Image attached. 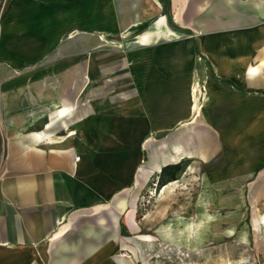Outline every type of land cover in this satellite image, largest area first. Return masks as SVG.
Instances as JSON below:
<instances>
[{
	"label": "crops",
	"instance_id": "0c3cea01",
	"mask_svg": "<svg viewBox=\"0 0 264 264\" xmlns=\"http://www.w3.org/2000/svg\"><path fill=\"white\" fill-rule=\"evenodd\" d=\"M261 177L264 0H0V264H160Z\"/></svg>",
	"mask_w": 264,
	"mask_h": 264
},
{
	"label": "rangeland",
	"instance_id": "374dc122",
	"mask_svg": "<svg viewBox=\"0 0 264 264\" xmlns=\"http://www.w3.org/2000/svg\"><path fill=\"white\" fill-rule=\"evenodd\" d=\"M157 191L154 186L148 193L147 206ZM246 199L245 206L222 208L216 215L207 207L200 223L199 208L192 207L191 221L176 229L179 238L159 255L160 264H264V190H250Z\"/></svg>",
	"mask_w": 264,
	"mask_h": 264
},
{
	"label": "trees",
	"instance_id": "16d2710c",
	"mask_svg": "<svg viewBox=\"0 0 264 264\" xmlns=\"http://www.w3.org/2000/svg\"><path fill=\"white\" fill-rule=\"evenodd\" d=\"M182 167V163L170 164L163 167L159 175V180L156 183L157 189H161L167 183L176 180L177 175L181 171Z\"/></svg>",
	"mask_w": 264,
	"mask_h": 264
},
{
	"label": "bare ground",
	"instance_id": "6f19581e",
	"mask_svg": "<svg viewBox=\"0 0 264 264\" xmlns=\"http://www.w3.org/2000/svg\"><path fill=\"white\" fill-rule=\"evenodd\" d=\"M173 186H174V184H172V185H170L169 187L167 186H165L164 187V190L162 191V195H164L165 193H167L169 190H171L172 188H173ZM176 187V186H175ZM177 188V187H176ZM184 214V213H183ZM179 215V214H178ZM182 215V214H181ZM193 216V215H192ZM199 223L201 222V221H198ZM191 224V223H190Z\"/></svg>",
	"mask_w": 264,
	"mask_h": 264
},
{
	"label": "built area",
	"instance_id": "2783aa9c",
	"mask_svg": "<svg viewBox=\"0 0 264 264\" xmlns=\"http://www.w3.org/2000/svg\"><path fill=\"white\" fill-rule=\"evenodd\" d=\"M125 254H126L127 256H130V255H128V252H125Z\"/></svg>",
	"mask_w": 264,
	"mask_h": 264
}]
</instances>
